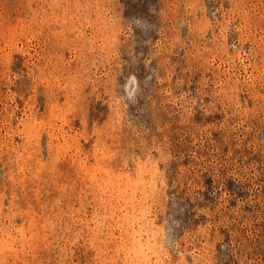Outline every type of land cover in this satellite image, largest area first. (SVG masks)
Masks as SVG:
<instances>
[{
  "label": "rangeland",
  "instance_id": "rangeland-1",
  "mask_svg": "<svg viewBox=\"0 0 264 264\" xmlns=\"http://www.w3.org/2000/svg\"><path fill=\"white\" fill-rule=\"evenodd\" d=\"M0 264H264V0H0Z\"/></svg>",
  "mask_w": 264,
  "mask_h": 264
}]
</instances>
